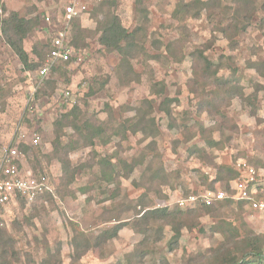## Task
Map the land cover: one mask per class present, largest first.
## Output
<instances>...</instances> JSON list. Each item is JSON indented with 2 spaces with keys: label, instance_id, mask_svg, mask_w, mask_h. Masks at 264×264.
<instances>
[{
  "label": "rangeland",
  "instance_id": "1",
  "mask_svg": "<svg viewBox=\"0 0 264 264\" xmlns=\"http://www.w3.org/2000/svg\"><path fill=\"white\" fill-rule=\"evenodd\" d=\"M69 1L0 0V19L16 13L32 22L24 48L37 65L23 66L0 29V162L17 147L24 174L50 190L0 207V230L11 239L3 261L242 260L249 240L264 242L263 212L239 202L188 212L177 201L205 189L227 191L234 177L227 168L242 162L260 172L264 189V0L253 9L220 0V8L181 7L179 15L178 3L194 0H78L86 9L70 32L74 60L40 79L45 46ZM108 13L137 31L128 62L100 44L99 23ZM98 127L103 135L90 142ZM155 209L183 210L182 220H141ZM119 223L125 226L118 236L101 243L100 234Z\"/></svg>",
  "mask_w": 264,
  "mask_h": 264
},
{
  "label": "trees",
  "instance_id": "2",
  "mask_svg": "<svg viewBox=\"0 0 264 264\" xmlns=\"http://www.w3.org/2000/svg\"><path fill=\"white\" fill-rule=\"evenodd\" d=\"M242 3H244V5L246 7H251L256 8L255 7V3L257 0H240ZM219 4V5H216ZM194 6V7H193ZM222 5L220 3V0H208V1H202V0H194L192 3L190 4H184L183 2L178 3V9H176V15L180 14V10L181 7L184 9H186L187 12H191L193 9L195 10H199V9H203L205 11H210L211 9H216V8H220ZM103 7V5H102ZM241 9L235 10L236 14L239 15V11ZM236 23H238V20H236ZM99 31H100V44L103 45V47L105 49H107L108 51H112V52H117L118 54H120L122 56L121 61L124 62H128L129 56L131 55V47H135L134 43H135V35L136 32H129L121 23L120 18L115 15V14H105V18L102 22L99 23ZM233 25V22L229 25L231 26ZM0 29H1V38L6 42V44H8L10 46V48L13 50V52L17 55V57L19 58V60L21 61V63L23 64V66H25L28 70H34L36 69L37 65L30 63V56L28 54V52L25 50L24 48V40L26 39V37L32 32L33 30V25L32 22L30 20L24 19V18H20L18 14L16 13H11L7 18H3L0 19ZM225 30V29H223ZM71 42V46H73L74 44L72 43V40H70ZM47 49V53L44 56V58H42V62L45 61V59L48 57V55L50 54L51 50H52V41L50 42V44H47L46 46ZM202 55V53H201ZM201 59L204 60L206 67L210 70L212 67V63L211 61H209L206 57H204L203 55L201 56ZM72 61L66 62V63H60V65H68L70 64ZM59 65V66H60ZM214 72V71H213ZM215 73L209 75L208 77V81H211L213 79V75ZM216 75V74H215ZM72 116L67 115L65 118L67 120H70ZM144 121V120H143ZM142 121V122H143ZM87 127V129H91L89 126H85ZM85 130V128H84ZM103 127H98L95 129V134L92 132L91 138L89 139L90 142H92V139L94 137H99L103 135ZM80 132V131H79ZM78 132V133H79ZM62 143H60V141L57 142L56 144V148L58 149V153L59 151L62 150ZM72 147H68L65 148V151L63 153V155H65V157L68 155L70 149ZM67 162V166L71 167L70 164V160L68 161V159H66ZM112 168V164L110 162H107V164L103 165L104 167L108 166ZM114 168V167H113ZM229 170V173H232L234 175V177H231L230 181L231 184L234 180H236L239 177V173L237 172V170L235 171L233 168H227ZM106 177V178H105ZM72 178V176H71ZM107 180L108 182L111 179V175L106 176L104 175L103 180ZM263 184H258L257 185V195L256 197L258 199L262 198V194H263V188H262ZM212 189V188H210ZM227 191L232 192L233 190L231 189V185L229 183V185L227 186ZM235 201L232 200H226L223 202H218L213 204L212 206H204L201 204H198L194 207H189V208H185L188 212H192L194 210H196L198 207L199 208H205V209H213L218 205H222V204H228V203H233ZM239 203H245L244 201H240ZM182 215H183V210H178V211H170L168 209H155V210H148L146 211L142 216H141V220L146 221L147 223L150 222H157V221H169L171 223H175V224H180V221L182 220ZM123 226H125L124 223H119L116 226H114L113 228L104 231L103 233L100 234L99 239L100 242L102 243L103 241H108V240H112L114 238H116L120 232V230L123 228ZM177 234H176V241L178 242V238L180 236V230H176ZM4 236L6 237L4 240ZM11 239L9 237L6 236V234L4 232H2V230H0V264H12L8 261H3V258H5L6 256H9L10 251L8 250V245L10 244ZM9 242V244H8ZM264 242L259 239L258 237H254L253 239L249 240V242L246 244V247L248 246L250 248V252H248V249L246 251V254L243 255L242 260L239 258H231L230 260L224 262L223 264H264V249H262ZM247 247V248H248ZM14 257L15 252L13 251ZM12 256V255H10ZM246 257V258H245ZM253 258L254 261H250L247 258ZM17 259V258H16ZM17 262V260H15ZM14 264V263H13Z\"/></svg>",
  "mask_w": 264,
  "mask_h": 264
},
{
  "label": "built area",
  "instance_id": "3",
  "mask_svg": "<svg viewBox=\"0 0 264 264\" xmlns=\"http://www.w3.org/2000/svg\"><path fill=\"white\" fill-rule=\"evenodd\" d=\"M86 9L78 0H70L64 7L63 14L59 17V26L52 39V50L38 72L40 79L48 77L51 70L60 63L73 61V46L70 42V32L74 20ZM47 23L53 21L49 16ZM39 138H33L37 145ZM21 152L17 147H12L4 152L0 162V207L18 199L32 202L37 196L44 194L48 186L44 180L37 179L31 173L24 174L21 166ZM22 162V161H21ZM239 177L231 184L232 192L220 188L205 189L198 194H190L177 201L180 208L194 207L198 204L212 206L215 203L232 200L249 203L253 210L264 213V199L256 197L257 185L262 184L260 172L246 162L237 166Z\"/></svg>",
  "mask_w": 264,
  "mask_h": 264
},
{
  "label": "crops",
  "instance_id": "4",
  "mask_svg": "<svg viewBox=\"0 0 264 264\" xmlns=\"http://www.w3.org/2000/svg\"><path fill=\"white\" fill-rule=\"evenodd\" d=\"M245 204L249 205V203L245 202ZM250 206V205H249Z\"/></svg>",
  "mask_w": 264,
  "mask_h": 264
}]
</instances>
